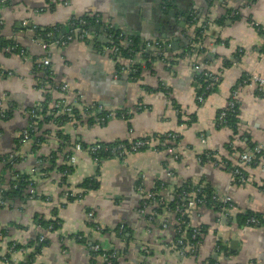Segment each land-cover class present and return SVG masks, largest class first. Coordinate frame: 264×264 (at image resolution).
Returning a JSON list of instances; mask_svg holds the SVG:
<instances>
[{
    "label": "crops",
    "instance_id": "1",
    "mask_svg": "<svg viewBox=\"0 0 264 264\" xmlns=\"http://www.w3.org/2000/svg\"><path fill=\"white\" fill-rule=\"evenodd\" d=\"M94 16L99 22L83 41L75 38L63 47H49L46 78L50 82L38 87L33 67L45 52L34 40V28L59 26L58 37H63L70 31V20ZM190 17L198 21L190 25ZM222 17V26L213 24ZM0 21L1 39L24 51L22 56L0 52V103L10 114L9 119L0 120V195L9 188V180L15 181L20 174L34 182L29 189L32 199L9 198L0 206V231L4 232L0 233V264H105L101 255L91 253L93 244L103 252H114L116 264H264V226L240 229L218 210L200 206L190 215V226L202 230L200 246L191 256L168 248L172 232L145 219L155 205L145 215L138 214L145 193L163 181L170 186L201 185L218 198L229 197L231 217L246 211L264 217L260 188L264 158L243 168L248 178L243 186L233 184L226 170L197 162V157L210 151L234 164L249 144L264 148V92L238 88L243 74L264 77V36L255 30V26L264 28V0H7L0 3ZM202 24L207 29L198 37L195 29ZM107 28L142 44L158 42L167 64L152 61L149 67L143 66L138 80H130L119 71L128 60L113 57L107 50ZM189 44L194 50L188 54L183 50ZM158 51L152 48L150 53L155 56ZM200 73L213 81L202 101L196 97ZM161 84L167 94L159 90ZM61 85L66 86L63 93L55 89ZM234 87L238 88V123L232 138L227 127L216 126V116L226 107ZM48 92L51 102L59 100L63 107L76 108L82 119L75 125L49 123L40 130L33 126L29 140L21 143V132L32 124L30 111L41 109ZM96 107L107 117L89 124L87 119L94 114L84 111H96ZM141 107L146 109L139 111ZM177 108L184 119L178 120ZM36 119H41L40 114ZM58 132L69 138L67 152L76 144H113L147 136L152 146L123 160L107 158L99 163L87 152H78L75 164L66 160L72 170L65 185L58 170L63 164ZM171 133L180 136L178 160L167 151L154 150L157 138L152 135ZM37 136L44 140L36 145ZM227 146L234 153L229 154ZM11 157L18 161L6 167L5 159ZM140 177L141 191L137 188ZM86 179H93L96 186L78 188ZM67 192L79 198L67 201ZM49 221V226L55 224L52 231L46 229ZM120 226L131 230V238L127 239L128 232L119 237ZM40 235L45 243L37 252L29 244ZM13 244L21 249L11 252Z\"/></svg>",
    "mask_w": 264,
    "mask_h": 264
},
{
    "label": "built area",
    "instance_id": "2",
    "mask_svg": "<svg viewBox=\"0 0 264 264\" xmlns=\"http://www.w3.org/2000/svg\"><path fill=\"white\" fill-rule=\"evenodd\" d=\"M7 2V0H0V3L5 4ZM66 4V2L64 3ZM195 13V12H193ZM235 15H237L236 13H232V16L234 17ZM99 22V18H96V23ZM1 21H0V25H1ZM85 21L83 19H74L73 22L70 23V31L66 36L63 37H57L56 40L52 43H45V42H41L38 38H36V36H34V40L37 41L41 47V49L43 50V52H45V55L43 57H41L40 59H37L35 64L37 67H42L44 68H48L50 69V57L48 52V49L51 45H57L60 47H63L65 45H67L69 42H71L72 40H74L75 38L83 41L86 36L88 35V31L85 30L84 28H79V25H85ZM208 24V23H207ZM23 26H25V23H23ZM264 30V29H263ZM75 34L77 37H75ZM48 37L52 36V34H47ZM124 38V44L130 46V44H132V40L127 39L126 37L123 36V34H120L117 38V40L119 39H123ZM38 39V40H37ZM142 44V43H140ZM139 44V45H140ZM121 46H123L120 43ZM143 46L141 47V49H139L132 58L127 59L128 60V65L126 67H122L120 69L121 72L125 73L126 76L128 78L131 77L132 74L136 73V69L133 68L135 66H141V68H143V66L145 65V63L148 62V60H146L145 54L151 51L152 48L156 49V51L160 50L161 45L158 42H145L142 44ZM141 46V45H140ZM194 46V45H193ZM126 47V46H125ZM15 47H7L4 48V51L7 52L8 54H11V52L14 50ZM197 48V47H196ZM264 50V44H263V48ZM107 50L110 54H112V56L114 55L116 58H121L118 55V44L111 46V47H107ZM130 52V51H129ZM264 52V51H263ZM20 55H24V51H20ZM154 59L152 60L153 62L155 60L160 61L162 63L167 64L166 59L162 56L161 51H158L156 53L155 56H153ZM152 63V62H151ZM236 63H234L233 65H235ZM232 66V65H230ZM195 69L197 70L198 68L195 67ZM40 72L38 74H36V81H38V79L40 78ZM241 78V77H240ZM161 86H164V84H161ZM212 86V84L210 85ZM249 87L252 88L254 91H256L257 93H263L264 92V77L261 76H257V75H248V74H244V76L241 78L240 83H238V88L240 87ZM165 87V86H164ZM238 88L236 87V89L232 90L230 93V97L229 100L226 104V107L224 109H222L219 112L217 121H216V126L220 127V128H226L227 127V122H226V116H227V112H233V110L235 109V106L237 104V94H238ZM55 89L59 92H65L66 91V86L65 85H61V86H55ZM198 101H202L201 97L197 98ZM63 103V102H62ZM60 102H57L56 104H54L55 108H58L60 106ZM142 108V107H141ZM144 108V107H143ZM140 109V108H139ZM96 111H101L100 107H96L95 109ZM145 110V109H142ZM5 111L6 108H4L1 103H0V120H3V118H5ZM72 113V107H64V109L61 111L60 114H71ZM176 113H180L181 117H182V113L179 111H176ZM91 115V113H90ZM30 118L31 120L34 121V119H36V114H34L33 112L30 113ZM184 119V117H182ZM98 122H103L104 119L103 118H97L96 119ZM32 123V122H31ZM34 125L31 124L30 126H28L27 129L23 130L20 134V142L21 143H25L26 141L29 140L30 135L33 131V127ZM178 135L175 133H171L168 134V136L164 139L163 141V145H169V146H175L173 148H169L165 151L169 152L172 156V158L174 160H178L179 155L176 153L177 152V147L179 142L176 143V140L178 139ZM152 146V142L149 136H147V138H144V140H136L135 142H130L129 143V147H125V146H118L117 148L112 150V154H116L118 156V158H122L125 159L127 155L132 154V153H137L136 151L141 149L142 147H146L147 149H150ZM101 150V145L99 144V142L90 144V145H86V146H82L80 144H76L70 151L66 157V160L69 164H75L76 163V159H75V154L81 151H85L87 152V154H89L90 156L98 151ZM155 150V149H154ZM60 151L62 153H65L68 151V148H60ZM132 151V152H131ZM264 155V148L261 145H256L252 151H247V152H242L239 153L237 160L234 164L228 165L226 162H224L220 157H218L216 154H209V153H204L202 156L197 157V162L200 164H209L211 166H216V167H220L224 170H226L232 177V182L233 184H237L239 186H243L246 185L248 183V178L244 176V172H243V168L250 166L255 158L257 156H261ZM92 158V156H91ZM260 158H264V157H260ZM259 158V159H260ZM92 160L95 163H98L96 158H92ZM172 174H168V176L171 177ZM142 179L143 177L138 178V183H137V188L139 191H141L142 188ZM263 185L260 187L262 188ZM164 187L161 186V189L158 192H154L152 190H149L147 193H145L143 199H142V203L141 206L138 209V214L139 215H145V211L148 207H152L153 205H157L158 203H163L165 204L164 206V212L162 213V215H158L156 214L153 210V212H151L147 217L148 222L152 223V224H156L161 230H170L173 234V240L170 244H168V248H170L171 250H175L178 253H180L181 255H191L194 256L195 252H197L198 247L200 246V232L199 229L196 227H192L191 230V236H190V240L194 241L193 243H189L185 240V233L183 231L184 227L188 226L187 222L189 221L190 223V215L200 206H203V201L202 198L199 197L201 190L200 189H195L192 191H188V192H182L181 194H175L174 196L171 195V192H165L167 194L164 193L165 190H163ZM163 190V191H162ZM162 191V192H161ZM263 191V190H262ZM264 192V191H263ZM29 194L32 195L33 191L29 190ZM72 193H65V197L67 196H72ZM174 198V200H173ZM176 198V199H175ZM175 202V206L174 207H169V203L171 201ZM212 200L214 203L218 204V211L220 216L228 221V222H232V218L231 217V210L233 208V204L231 203V200L229 197H224V198H218L217 196H212ZM4 204V202L1 200L0 198V206H2ZM90 217L92 216V213L88 214ZM146 217V216H145ZM259 224V220L254 218V217H250L249 219L246 220L245 222V228L247 227H253V226H257ZM264 226V224L262 225ZM50 230V228H48ZM123 231V226H120L119 228V233L121 234ZM45 239L44 236H40L39 237V243L43 242ZM218 243V242H217ZM14 244L10 247V251L13 252L14 250ZM90 250L93 252H99L100 246L98 244H94L92 246H90ZM104 259H105V264H111V260H113L115 258V253H111L108 254L107 252L103 253L101 255ZM9 261V260H6Z\"/></svg>",
    "mask_w": 264,
    "mask_h": 264
},
{
    "label": "trees",
    "instance_id": "3",
    "mask_svg": "<svg viewBox=\"0 0 264 264\" xmlns=\"http://www.w3.org/2000/svg\"><path fill=\"white\" fill-rule=\"evenodd\" d=\"M56 2H62V0H56ZM228 14L230 15L229 11L226 13V15L228 16ZM235 18H237V16H235ZM82 19L85 21L86 24L84 26L83 25H79L80 29L84 28L87 31L88 30H93L96 27V24H98V23H96L95 16H94V18L83 17ZM73 20L74 19L70 20L69 28H71L70 23L73 22ZM192 21L193 20L190 17L188 19V23L190 25H194V23H196L198 20L196 18L195 21H193V22ZM223 23H224V18L223 17L219 18L218 20H215L213 22V24H216V25H219V26H222ZM205 24H207V23H205ZM205 24H202V25H200L199 27H197L195 29L196 30V36L202 37L201 35L203 34L204 30L207 29V28H205ZM263 29L264 28H262L261 26H255V30L258 32L259 35H262V36H264V30ZM59 30H60L59 26L47 27V28H44V29L34 28V32H35L36 38H38L41 42H45V43L54 42L56 40V38L58 37ZM105 31H106L105 32L106 33V39L108 40L106 47H111V46H114V45L118 44V48H119L118 55L121 58H123V59L132 58L134 56V54L139 49H141V47L143 46L142 44L139 43L138 39H136L135 37H131V36H126L127 39L132 40V44H130V46L124 44V38L117 40L118 36L121 33L120 30H115L113 28H107V29H105ZM49 33L52 34V36L48 37L47 34H49ZM120 43L123 46H121ZM97 44L99 46H101L100 44H102V42H97ZM191 45L192 44H189L188 46H186L183 51L185 53H188V54L191 53V50H194L193 45L192 46ZM15 46H16V48H14V50L11 52V54H20V51L22 49L16 43H14V42H8L7 43L6 41L4 42L3 39H1V37H0V52L4 51V48L15 47ZM198 51H200V52H198ZM198 51H196V53H202L203 49L202 50H198ZM262 51H264V50H262ZM184 52H183V54H184ZM192 54H193V52H192ZM113 57H115V56L113 55ZM145 57H146V60H148V62L145 63V65H146V67H149V65L151 64V62L154 59V57L152 56V54L150 52L149 53L147 52L145 54ZM236 61H238V59ZM227 66H228V64H227ZM133 68L136 69V73L132 74L129 79L132 80V81H135V80L139 79L140 74L142 72V68H141V66H135ZM119 71H120V69H119ZM39 72L43 75V77L38 79L37 84H38V87H42L43 88L44 85H46V83L50 82V79L46 78V77H48L50 72H49L48 68H44L43 69L42 67H37L36 64H35L34 67H33V73L36 76V74H38ZM243 76H244V74L241 76V78ZM196 78H197L198 83L200 84V90H199L200 92H199V94L196 97L197 98L201 97L202 100H203L205 95L207 94V92L212 88L210 85L213 83V81L208 77V75H206L204 73H200V75L198 77H196ZM241 78L238 80V83H240ZM234 89H236V87H234L232 90H234ZM159 90L164 92V93H166V94L168 92V89L165 88L164 86H161V85L159 86ZM43 98L44 99H43V102L41 104L42 105L41 109L39 111H37V109L30 111V113L33 112L34 114H36V116L37 115L39 116V114H40V117H41L40 120L39 119H34V121L33 120L31 121L32 124L35 122L34 126H35V128H38V130H40L41 127L44 124L52 123L54 125V123H56L58 126L59 125L63 126L64 124L68 123V124L75 125L79 120L82 119L81 114L74 107H72V113L71 114H69V115L68 114L67 115L66 114H60L61 111L64 109V107L62 106V104H60V106L58 108L54 107V104H56L59 100L51 102L52 98H51V93L50 92L44 94ZM142 109H146V107L140 108L139 111H143ZM237 109H238V106L236 104L235 109L233 110V112H227L228 114L226 116L227 128L232 132V138L237 134V123H238V119H237L238 111H237ZM176 111L179 112L180 110L177 108ZM85 113H87V114L91 113V115L94 114L93 116H91L90 118L87 119L89 124H92L94 122V120L97 119V118H103L105 120L106 117H107V114L103 113L102 111L99 113L98 111L87 109V110L84 111V114ZM9 115H10L9 114V110L6 109L5 118H3V120L9 119ZM218 115H219V112H218V114L216 116V121H217ZM120 116L122 118H127L125 114H122ZM177 116H178V120L181 119L180 118V116H181L180 113H178ZM59 132L57 133V138L60 141V143L62 144L61 145L62 148L69 146V138L67 136L59 133ZM31 135H30V137H31ZM167 136H168V134H163V135H156L155 134V135H152L151 138H154V137L157 138L156 139L157 140V145L154 147V149L156 151H165V150H167L169 148L175 147V146H169L168 144L167 145H163L162 144L164 139ZM34 138H35L34 139V143L36 145L38 143H41L44 140V138L41 137V136H37V137H34ZM144 138H147V137H144ZM144 138L128 140V141H118V142L113 143V144L99 143L101 145V150L96 152V153H94V154H92L91 156H92V158H96L98 163L101 162L104 159H107V158H118V156L116 154H112V150L113 149L117 148L118 146L129 147V143L130 142L133 143L136 140H144ZM179 141H180V136L176 140L175 145ZM255 146L256 145L249 144L248 151L249 152L252 151ZM145 150H147V148L146 147H142L141 149L137 150L136 152H141V151H145ZM226 150H227V152L229 154L230 153H234V149L230 148V146H227ZM205 153L215 154V153L210 152V151H207ZM68 154H70V153L69 152H65V153L62 154L63 155V164L58 166V170L62 174V183L65 184V185L67 184L66 176L72 170V167L70 165H67V163H66V157H67ZM202 155H200V156H202ZM260 157H264V155L257 156L255 158L254 162L250 166H254L258 162ZM118 159L122 160V158H118ZM17 161H18V157H11V159H9V160L5 159L4 164H5L6 167L7 166L10 167L11 164L16 163ZM224 162H226V161H224ZM49 163L51 165L55 164L56 163L55 162V158L51 157L50 160H49ZM226 163L228 165H231L228 162H226ZM14 175H16V174H13L12 177H15ZM244 176L246 177L245 173H244ZM33 185H34V182H33V179L31 177H29L26 174H20V175H18V177H17V179L15 181H12L11 179L9 180V188L7 190L2 191V193L0 195L1 200L3 201L5 199H9V198H19L22 201H26L28 199H32L33 194L32 195L29 194V189ZM95 186H96V182L93 179L92 180L91 179H86V180L82 181L81 184L78 185V188L90 189V188H94ZM161 186L164 187L163 190L169 191V189H171V195H173V196L175 194H179V193L181 194L182 192H188V191H192V190H195V189H200L201 193H200L199 197L202 198V201L204 202L203 205L207 206V207H209L211 209H215V210L219 209L218 208V204L214 203L213 200H212V196H215V195L208 188H206L205 186H201V185L200 186H193L191 184H187V186H186V185H184L181 182H180V184L178 183V184H175L173 186H170V183H168V182H163V181L160 182V181H158V182L155 183V187L152 189V191L158 192L161 189ZM261 190L264 191V186L261 188ZM69 193H71V192H68V194ZM78 198H79V196L72 195V196H67L66 200L67 201H74V200H77ZM173 200H174V198H173ZM173 200L169 203V207H174L175 206L174 205L175 202ZM164 206H165V204L158 203L155 206V208L153 209V211L156 214H158V215H162V213L164 212ZM250 217H254V218L259 220V224L257 226H253V227H259V226H262L264 224V217L263 216L255 215V214L251 213L250 211H246L244 213H241V214L237 215L236 217H233L232 220L234 221V223L237 224V226L240 229H243V228H245L246 220L249 219ZM145 219H147V218L145 217ZM50 223H51L50 221L47 223L46 229L50 228V231H52L53 227L55 228V224H53V226H49ZM187 225L188 226L184 227L183 231H184V233L186 235L185 236V240L189 244V243H193L194 241L190 240L192 228L190 227L189 221L187 222ZM198 229H199V232L201 233L202 230L200 228H198ZM126 232H128L130 234V237H128L127 239L131 238V230H129V229L126 230L124 228V226H123L122 233L121 234L119 233V235H120L119 237L123 238V236L126 234ZM0 233H4V232L0 231ZM40 236H38L35 241H31V243L29 244L30 246H33L35 248V251H37V252H40L42 250V247L44 246V243H45V239H44L43 242L39 243V237ZM199 240H200V237H199ZM218 247H219V244H218ZM19 249H21L20 245H14V249H13L14 251H17ZM91 253H93L94 255L100 256V255H102L105 252L100 250L99 252L91 251ZM107 253L111 254L113 252H107ZM196 253L197 252H195V254ZM116 256L117 255H115V258L113 260H111V264H116V261H117ZM27 263L28 262H26L25 264H27Z\"/></svg>",
    "mask_w": 264,
    "mask_h": 264
},
{
    "label": "water",
    "instance_id": "4",
    "mask_svg": "<svg viewBox=\"0 0 264 264\" xmlns=\"http://www.w3.org/2000/svg\"><path fill=\"white\" fill-rule=\"evenodd\" d=\"M173 47V46H172Z\"/></svg>",
    "mask_w": 264,
    "mask_h": 264
}]
</instances>
